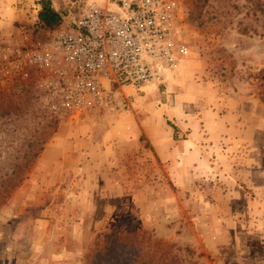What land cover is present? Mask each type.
<instances>
[{
    "label": "rangeland",
    "instance_id": "1",
    "mask_svg": "<svg viewBox=\"0 0 264 264\" xmlns=\"http://www.w3.org/2000/svg\"><path fill=\"white\" fill-rule=\"evenodd\" d=\"M84 1L54 0L50 30L32 6L0 64ZM179 1L185 61L122 106L61 118L33 82L0 81V264H90L125 217L183 264H264V0Z\"/></svg>",
    "mask_w": 264,
    "mask_h": 264
},
{
    "label": "built area",
    "instance_id": "2",
    "mask_svg": "<svg viewBox=\"0 0 264 264\" xmlns=\"http://www.w3.org/2000/svg\"><path fill=\"white\" fill-rule=\"evenodd\" d=\"M179 0H85L81 15L46 40L8 47L0 81H31L61 117L124 105L126 88L165 86L188 54Z\"/></svg>",
    "mask_w": 264,
    "mask_h": 264
},
{
    "label": "trees",
    "instance_id": "3",
    "mask_svg": "<svg viewBox=\"0 0 264 264\" xmlns=\"http://www.w3.org/2000/svg\"><path fill=\"white\" fill-rule=\"evenodd\" d=\"M39 3L41 28L50 30L66 24V18L55 10L51 0H41ZM261 74L264 88V71ZM129 218L119 220L120 225L113 232L97 235L88 254L90 264H183L174 254L172 245L151 241L136 230Z\"/></svg>",
    "mask_w": 264,
    "mask_h": 264
},
{
    "label": "crops",
    "instance_id": "4",
    "mask_svg": "<svg viewBox=\"0 0 264 264\" xmlns=\"http://www.w3.org/2000/svg\"><path fill=\"white\" fill-rule=\"evenodd\" d=\"M39 1L40 0H0V41L8 40L15 35L16 32H19L18 25L25 23L29 17H33L31 14L32 6L38 11L41 8ZM51 1L54 2V0ZM175 110L178 111L177 107H174V111H170L173 116L176 113ZM169 151V148L159 147L157 149L160 158Z\"/></svg>",
    "mask_w": 264,
    "mask_h": 264
}]
</instances>
